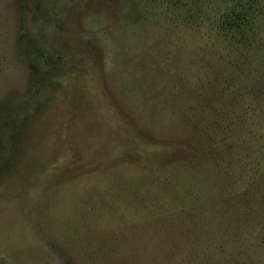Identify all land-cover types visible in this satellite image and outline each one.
<instances>
[{
	"label": "rangeland",
	"instance_id": "374dc122",
	"mask_svg": "<svg viewBox=\"0 0 264 264\" xmlns=\"http://www.w3.org/2000/svg\"><path fill=\"white\" fill-rule=\"evenodd\" d=\"M0 264H264V0H0Z\"/></svg>",
	"mask_w": 264,
	"mask_h": 264
},
{
	"label": "trees",
	"instance_id": "16d2710c",
	"mask_svg": "<svg viewBox=\"0 0 264 264\" xmlns=\"http://www.w3.org/2000/svg\"><path fill=\"white\" fill-rule=\"evenodd\" d=\"M193 18V17H191ZM248 15L246 12L243 11H236L232 10L224 15V19L220 23L221 29L223 31L221 34H223L225 37H227V34L231 35L233 33H242L246 31L247 28V22H248ZM247 39V38H245ZM242 40V39H241Z\"/></svg>",
	"mask_w": 264,
	"mask_h": 264
}]
</instances>
